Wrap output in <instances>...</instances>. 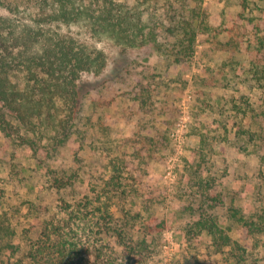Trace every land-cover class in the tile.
<instances>
[{"label":"trees","instance_id":"obj_1","mask_svg":"<svg viewBox=\"0 0 264 264\" xmlns=\"http://www.w3.org/2000/svg\"><path fill=\"white\" fill-rule=\"evenodd\" d=\"M238 5L241 13L249 12L238 15L241 32L235 30L236 20L234 29L211 26L204 0H0V264L145 262L147 253L156 250L153 235L165 229V221L152 213L159 196L142 183L146 172L135 157V143L110 155L112 122L104 109L112 106V93L146 53L179 63L209 38L219 51L248 42L253 59L243 70L245 86L264 93V0ZM222 33L232 35L222 41ZM97 42L107 49L96 47ZM258 99V109L247 101L240 109V133L248 143L259 135L243 125L244 119L264 124L263 95ZM91 130L102 136L87 143ZM69 143L79 144L71 154L75 166L58 162ZM95 143L104 158L103 179L80 199L62 197L56 214H46L24 195L8 194V186L24 181L19 150L31 153L43 172V187L66 195L80 177L84 154L79 151L91 155ZM198 173L189 174L196 178ZM209 201L221 204L222 197L200 194V204L188 207L193 217L184 228L188 250L182 264H201L194 238L202 234L210 238L204 249L229 264H264V208L229 209L224 216L244 230L247 244L229 235L219 215L208 213Z\"/></svg>","mask_w":264,"mask_h":264},{"label":"rangeland","instance_id":"obj_2","mask_svg":"<svg viewBox=\"0 0 264 264\" xmlns=\"http://www.w3.org/2000/svg\"><path fill=\"white\" fill-rule=\"evenodd\" d=\"M239 1L204 0L210 25L234 29L236 20L235 30L241 32ZM241 14L249 16L248 11ZM230 35L222 33L218 39L226 41ZM94 44L107 49L104 42ZM247 45L248 42L241 43L238 48L219 51L209 38L197 47L194 55L179 63L149 51L145 59L133 64L126 82L112 93V106L104 109L112 122L107 139L108 147L113 149L110 155L116 156L119 150L130 149L135 143V157L142 163L141 171L146 172L142 183L159 196L152 213L165 221V229L153 235L156 250L147 253L142 264H182L188 250L184 228L193 217L188 207L200 204V194L209 198L221 195L223 204L207 202L208 213L219 215L220 225L233 239L250 243L244 230L224 217L230 215L229 209L241 213L248 207L264 208V124L259 119L251 118V122L244 119V126L258 131L259 138L253 143H248L247 136H241L239 128L244 101L258 109V96L264 97V93L245 86L248 76L243 70L253 59L246 51ZM252 45H256L254 36ZM261 59L264 62V57ZM82 88L87 90L90 86ZM101 136V131L91 130L87 143ZM123 143L128 148L122 147ZM78 145L69 143L62 150L59 164L75 166L71 154ZM94 146L91 155L87 149L84 153L79 151L84 154L78 171L80 177L66 195L43 187V172L37 169L31 153L19 150L24 181L8 186V194L18 199L24 195L42 205L46 214H56L62 197L80 199L92 183L103 179L104 158L96 148L98 145ZM196 172L199 176L192 178ZM194 239L197 248L201 247L197 255L201 264H229L221 254L204 249L210 242L206 234Z\"/></svg>","mask_w":264,"mask_h":264}]
</instances>
